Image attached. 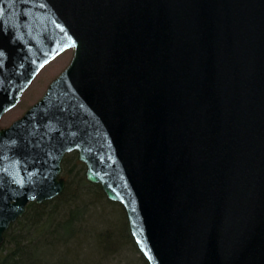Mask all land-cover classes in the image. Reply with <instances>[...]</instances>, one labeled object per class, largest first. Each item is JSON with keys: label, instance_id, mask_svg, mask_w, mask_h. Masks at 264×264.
Instances as JSON below:
<instances>
[{"label": "water", "instance_id": "95a60500", "mask_svg": "<svg viewBox=\"0 0 264 264\" xmlns=\"http://www.w3.org/2000/svg\"><path fill=\"white\" fill-rule=\"evenodd\" d=\"M0 247L65 154L148 264H264V0H0Z\"/></svg>", "mask_w": 264, "mask_h": 264}, {"label": "trees", "instance_id": "16d2710c", "mask_svg": "<svg viewBox=\"0 0 264 264\" xmlns=\"http://www.w3.org/2000/svg\"><path fill=\"white\" fill-rule=\"evenodd\" d=\"M60 175L65 179L62 192L39 204L29 202L22 217L6 229L0 264H121L122 253L131 258L127 248L135 256L130 264H148L132 238L123 206L86 180L77 152L65 154ZM95 205L108 207L115 223L97 214L83 218L89 215L86 206ZM93 220L101 228L89 223Z\"/></svg>", "mask_w": 264, "mask_h": 264}, {"label": "rangeland", "instance_id": "374dc122", "mask_svg": "<svg viewBox=\"0 0 264 264\" xmlns=\"http://www.w3.org/2000/svg\"><path fill=\"white\" fill-rule=\"evenodd\" d=\"M72 54H73L72 48L65 50L63 53L58 55L55 59H53L48 64H46L37 73V75L31 81L27 89L23 92L18 104L15 107H13L11 110L7 111L1 117L0 119L1 127L8 126L11 122L19 118L33 103H35L38 99H40V97L43 95L44 91L46 90L51 80H53L69 64L72 58ZM86 207H87L86 210H89L87 212L89 215H84L83 218H91V216H93L92 218H95V215H92V214H97V217H101L105 221L115 223L114 216L113 214H110V211L107 209L108 207L105 208V207L97 206V205L93 207H89V206H86ZM89 223L95 224L94 225L95 227L101 228L100 224L95 223L94 220L90 221ZM127 249H128L129 257L135 259V256L132 254L131 250L129 248ZM122 256L125 257V260L123 261L121 260L120 263L130 264L131 261L129 259L131 258L128 259L125 253L121 254V258ZM114 262H117V261H114Z\"/></svg>", "mask_w": 264, "mask_h": 264}]
</instances>
